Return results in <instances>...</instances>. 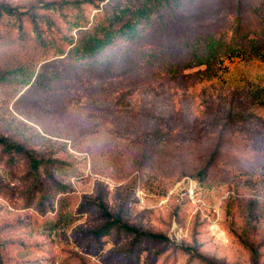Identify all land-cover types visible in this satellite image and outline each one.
I'll list each match as a JSON object with an SVG mask.
<instances>
[{
  "label": "rangeland",
  "instance_id": "1",
  "mask_svg": "<svg viewBox=\"0 0 264 264\" xmlns=\"http://www.w3.org/2000/svg\"><path fill=\"white\" fill-rule=\"evenodd\" d=\"M245 1L264 20V0ZM144 7L0 0V138L44 161L0 143V264H264V52L221 48L181 78L123 38L106 68L65 56ZM170 7L147 46L172 61L181 40L233 35L236 0Z\"/></svg>",
  "mask_w": 264,
  "mask_h": 264
},
{
  "label": "trees",
  "instance_id": "2",
  "mask_svg": "<svg viewBox=\"0 0 264 264\" xmlns=\"http://www.w3.org/2000/svg\"><path fill=\"white\" fill-rule=\"evenodd\" d=\"M175 1L178 0H148V7L136 10L138 14L135 17L136 21H127L118 32L103 28H93L91 32H89L87 38L72 46L65 56H70L73 62L76 63L82 64L91 62L96 67L106 68V49L116 39L123 38L129 44L126 48L127 51H146L143 58H145L148 65L155 63V66L152 68L155 72L163 70L168 77L181 78L185 75L184 71L189 68L200 65H206L208 68H212L215 63L219 61L217 59V54L221 48H230L231 51L229 53L232 55L250 58L259 57L264 52V20L260 19L257 8H252L250 3L245 0H236L235 28L233 35L229 39L227 38L228 42L227 40L223 43H217L216 40H181L180 46L182 50L185 51L186 56H181V59L176 61L171 60V53L166 55L168 48L160 49L157 53H154V47L150 45L147 46L154 36V33L149 34L154 24V21L151 20L155 15L153 13L157 11L160 6L172 9L170 5ZM260 6H262V3ZM175 10H178L177 5L174 6L172 12ZM9 11L10 13H14L12 10ZM100 31H102V33ZM149 38L150 41H148ZM159 45V43L155 44V46ZM132 46L136 49L131 50ZM0 143L4 145L6 151L15 150L25 152L29 156L32 169L35 172L38 170L41 163L44 162L33 152L25 149L21 145L11 144L4 138H0ZM125 227L127 230L134 231L137 238L144 236L154 240L167 239L165 236L159 234H144L143 232L135 231V229L130 226Z\"/></svg>",
  "mask_w": 264,
  "mask_h": 264
}]
</instances>
